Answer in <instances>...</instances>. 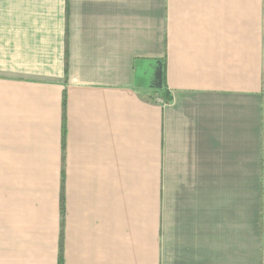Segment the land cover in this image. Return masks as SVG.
Returning a JSON list of instances; mask_svg holds the SVG:
<instances>
[{
  "label": "crops",
  "instance_id": "obj_1",
  "mask_svg": "<svg viewBox=\"0 0 264 264\" xmlns=\"http://www.w3.org/2000/svg\"><path fill=\"white\" fill-rule=\"evenodd\" d=\"M59 254L264 264V0H0V264Z\"/></svg>",
  "mask_w": 264,
  "mask_h": 264
},
{
  "label": "water",
  "instance_id": "obj_2",
  "mask_svg": "<svg viewBox=\"0 0 264 264\" xmlns=\"http://www.w3.org/2000/svg\"><path fill=\"white\" fill-rule=\"evenodd\" d=\"M154 76H155V83L153 85L158 88L161 87V68L159 63L155 70Z\"/></svg>",
  "mask_w": 264,
  "mask_h": 264
},
{
  "label": "trees",
  "instance_id": "obj_3",
  "mask_svg": "<svg viewBox=\"0 0 264 264\" xmlns=\"http://www.w3.org/2000/svg\"><path fill=\"white\" fill-rule=\"evenodd\" d=\"M154 90H156L157 92L160 93L162 91V88L154 89ZM63 104H64V100H63ZM59 264H61V256H60V254H59Z\"/></svg>",
  "mask_w": 264,
  "mask_h": 264
}]
</instances>
